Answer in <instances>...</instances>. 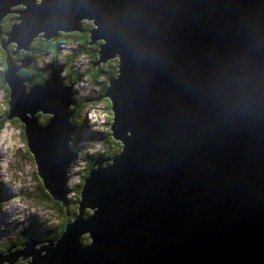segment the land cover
I'll return each mask as SVG.
<instances>
[{
  "label": "water",
  "instance_id": "water-1",
  "mask_svg": "<svg viewBox=\"0 0 264 264\" xmlns=\"http://www.w3.org/2000/svg\"><path fill=\"white\" fill-rule=\"evenodd\" d=\"M8 13L13 53L88 19L96 63L117 59L103 96L122 150L94 161L60 237L24 243L29 264H264V0H0ZM9 61L7 118L64 202L73 85L53 69L27 90L30 61Z\"/></svg>",
  "mask_w": 264,
  "mask_h": 264
},
{
  "label": "trees",
  "instance_id": "trees-1",
  "mask_svg": "<svg viewBox=\"0 0 264 264\" xmlns=\"http://www.w3.org/2000/svg\"><path fill=\"white\" fill-rule=\"evenodd\" d=\"M16 17L17 14L8 13L0 18V97L3 95V100H1L0 103L2 107L0 130L5 121H9L13 124H19L20 131H18V136L22 139L25 145L26 156H29L35 164V156L27 145L24 123L17 117L10 119L7 118V113L9 112L8 101L10 87L4 79L5 74L8 73L10 68V58L14 61L15 59L18 60L27 58L30 61L26 67H21L15 71L18 79H25L27 81V90L31 86L41 82L49 72L56 68L60 69L61 74H59V78L64 85L72 84L80 80L85 81V84L87 85V94L84 97L79 96L77 101L75 97L78 96V93L73 90V99L74 101H77V104L76 106L70 105V109H74L75 107L76 110H79L77 113L80 114H83L84 109L95 110V114H98L99 116L102 115L105 121L102 124L103 128H96L97 133H101V148L98 151L88 153L85 156L84 165L77 169L78 172L81 173L78 182L74 184L72 183L71 178L66 176L67 189L69 192L71 191V193H69L71 197L66 196L64 202L59 199H55L49 193V191L44 187L40 176L36 173V166L34 167V176L36 179H40L41 181V185L39 186L43 201L41 206L43 205L42 207L44 209L48 208L54 211L56 216H58L56 226L49 227L47 231H51H45L42 237H39L38 239L42 240L43 238H49L50 240H56L60 237L61 233L64 232L66 225L70 223L74 215L78 212L77 201L81 197L80 189L84 183V178L89 174V171L93 167L94 161L103 160L104 163L111 162V159L122 150L121 141L114 138L111 134V122L114 117L113 111L111 110V102L106 96V98H102L104 103L101 102V97L104 95L106 86L110 84V78L116 76L117 59L113 58L107 60L105 63H96L99 57V44L102 41H94L95 43L91 42L90 30L93 29L94 24L88 19H81L78 22L79 29L75 28V30L71 31L61 30L57 32L56 40L36 36L29 42L28 50L20 49L16 53H13L16 47L15 43L8 42L5 44L4 41L5 39L7 41V33L12 27ZM41 62H46V65H39ZM36 114H43L45 115V118L48 116L47 119L51 116V114L43 113L41 111H38ZM47 119L45 121H47ZM71 120L72 122H75L73 118ZM77 120L79 121L77 126H79L81 123H85L87 118L86 116H82L81 118L78 117ZM95 140H97V137H95ZM94 142L96 143V141ZM70 167L71 162L67 168V172ZM71 200H73V202H71ZM87 212L90 213V209H87L86 213ZM80 240L82 244L88 243L87 235H82ZM26 241L27 238H23L22 244ZM7 242L9 241L4 243ZM4 243L3 245H6ZM4 248L6 249L7 246H0V250ZM0 256H2L1 252Z\"/></svg>",
  "mask_w": 264,
  "mask_h": 264
},
{
  "label": "rangeland",
  "instance_id": "rangeland-1",
  "mask_svg": "<svg viewBox=\"0 0 264 264\" xmlns=\"http://www.w3.org/2000/svg\"><path fill=\"white\" fill-rule=\"evenodd\" d=\"M16 8L17 6L13 7V9ZM59 31H61V29H58L56 32ZM54 34L52 36H54ZM39 65L44 66L46 63L41 62ZM12 82H15L13 78ZM72 85L73 90L78 93L75 99H78L79 96L84 97L87 94V85L85 81H76L72 83ZM108 86H106L104 94ZM2 98L3 95L0 97V103L1 100H3ZM1 110L2 107L0 104V119L2 118ZM91 111L93 112L89 114ZM17 113H20V111L17 110ZM36 116L38 117L39 124H45L46 118L44 116L37 114ZM83 116L87 118V121L84 123L87 132L82 139L81 148L86 139V141L88 140L91 144V146H87L86 152L98 151V148L101 147V133H97L98 143L92 142L94 134L91 127L92 121H90L89 117L93 122H96V128H103L102 124L105 122L104 117L95 114V110L90 109H84ZM74 124L77 125V122H74ZM81 128H83L82 123L78 126V131H80ZM18 131H20L19 124H13L9 121H5L0 130V219L10 220L14 223V229L16 231L20 230L26 233H31L34 229L42 226L47 221L51 227H55L58 216H56L54 211L48 208L44 209L42 207L43 205L41 206V203L43 204L41 198L42 193L39 189L41 181L34 176V167L36 163L34 164L30 157L26 156L25 145L22 139L19 138ZM76 160H79V153H77ZM36 173L38 174V171H36ZM73 177L72 183L75 184L80 177ZM64 196L71 197L69 193H65ZM1 229H3V227H1ZM45 231H47V229H45ZM18 235L22 236L23 234L19 232ZM49 241V238H44L37 244V247H43Z\"/></svg>",
  "mask_w": 264,
  "mask_h": 264
},
{
  "label": "clouds",
  "instance_id": "clouds-1",
  "mask_svg": "<svg viewBox=\"0 0 264 264\" xmlns=\"http://www.w3.org/2000/svg\"><path fill=\"white\" fill-rule=\"evenodd\" d=\"M56 69H58V68H56ZM58 70H59V74H61L60 69H58ZM77 131H78V126L76 129V132L74 133V134L78 133L77 144L74 148H71V146H70L71 152L73 153L72 159L77 155V153H79L82 150V148H81L82 139L87 132L86 128L84 127V123H83V128H81L80 131H78V132ZM101 144H102V138H101ZM73 149H74V152H73ZM72 159H71V163H72ZM69 170H68V172L66 171V176H68ZM66 193H69L68 189L66 190ZM1 227H3V229H1ZM49 227H51V226L49 225V222L47 221L42 226L34 229L31 233H26V232L20 231V230L16 231L14 229V223H12L10 220L0 219V243H4V242L10 241V240H14L17 236H19L18 235L19 232H21L23 234L21 237L27 238V240L32 238L35 241H37L36 243L38 244L41 241L38 238L42 237L43 233L45 232V229H48ZM24 246H25L24 244H21V247L19 249H24Z\"/></svg>",
  "mask_w": 264,
  "mask_h": 264
},
{
  "label": "flooded vegetation",
  "instance_id": "flooded-vegetation-1",
  "mask_svg": "<svg viewBox=\"0 0 264 264\" xmlns=\"http://www.w3.org/2000/svg\"><path fill=\"white\" fill-rule=\"evenodd\" d=\"M24 59H26V61H27L26 64H28L29 60L27 58H24ZM14 62H17L18 64L20 63V62H18L17 59H15ZM10 69H12L11 66H10L9 70ZM14 71H16V70H14ZM45 73H46V71H45ZM7 78H8V73H7ZM25 85L27 86V81L26 80H25ZM104 97L105 96H102L101 97V102H104L102 100V98L104 99ZM77 101H78V99H77ZM77 101H75L74 106H76ZM72 110H73V115L71 116V119L73 118V120L75 122L79 123V121L77 120V118L78 117L81 118L83 116V114L82 113L81 114L80 113H77L79 110L78 109L76 110L75 107ZM41 115L42 116H45L43 114H41ZM47 117H46V119H47ZM72 123L74 124V122H72ZM77 135H78V133L77 134H74L73 138L70 140V146H71V148H74L76 146V144H77V141H78ZM71 202H73V200H71ZM22 239H23V237L17 236L14 240L9 241L7 243H4L6 245H3V243H0V246H2V247L7 246L6 249L4 248V249L0 250V252L2 253V256H0V264H29L28 263L29 257H26V251L24 249H19L21 247V244H22Z\"/></svg>",
  "mask_w": 264,
  "mask_h": 264
},
{
  "label": "built area",
  "instance_id": "built-area-1",
  "mask_svg": "<svg viewBox=\"0 0 264 264\" xmlns=\"http://www.w3.org/2000/svg\"><path fill=\"white\" fill-rule=\"evenodd\" d=\"M86 145H88V142H84L82 150L79 152V160H72L71 167H70V170H69V173H68V176L71 178V181H73V178H74L73 176H76L78 178L81 176V173H79L77 169L79 167H81L82 165H84L85 156L88 153H92V152H86ZM100 148L101 147H99L98 150ZM69 193H71V191Z\"/></svg>",
  "mask_w": 264,
  "mask_h": 264
},
{
  "label": "bare ground",
  "instance_id": "bare-ground-1",
  "mask_svg": "<svg viewBox=\"0 0 264 264\" xmlns=\"http://www.w3.org/2000/svg\"><path fill=\"white\" fill-rule=\"evenodd\" d=\"M93 101V100H92ZM90 113H92V112H90ZM89 119H90V121H92V124H91V127H92V129H93V134H94V139L92 140V142H94V141H96L97 143H98V140H95V137H98V134H97V129H96V127H95V125H96V122L94 121L93 122V120L89 117ZM87 121V120H86ZM75 128L77 129V126L75 125ZM84 142H88V145H90L91 146V144L89 143V141L87 140L86 141V139H85V141ZM88 145H86V149H87V146ZM76 157H77V155L72 159V160H76ZM35 163H36V161H35ZM37 166V165H36ZM39 175V174H38Z\"/></svg>",
  "mask_w": 264,
  "mask_h": 264
}]
</instances>
